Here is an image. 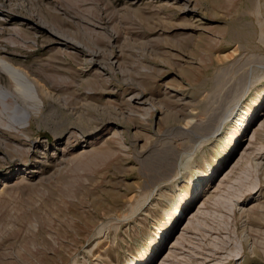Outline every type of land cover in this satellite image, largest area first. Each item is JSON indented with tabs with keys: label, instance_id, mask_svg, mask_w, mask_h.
<instances>
[{
	"label": "rangeland",
	"instance_id": "1",
	"mask_svg": "<svg viewBox=\"0 0 264 264\" xmlns=\"http://www.w3.org/2000/svg\"><path fill=\"white\" fill-rule=\"evenodd\" d=\"M0 88V264H264V0H0Z\"/></svg>",
	"mask_w": 264,
	"mask_h": 264
},
{
	"label": "bare ground",
	"instance_id": "2",
	"mask_svg": "<svg viewBox=\"0 0 264 264\" xmlns=\"http://www.w3.org/2000/svg\"><path fill=\"white\" fill-rule=\"evenodd\" d=\"M3 65L7 67V73L9 71L12 73V76L17 75L20 78V80L23 81L21 85L24 88L25 93L28 94V98L30 97V99L31 98L36 99L37 94H36L35 88L31 84V82L28 81L27 76H25L24 73H22L21 71L13 68L11 66H7L5 64H3ZM6 67H3V69H4L3 71H5ZM11 73H10V75H11ZM12 81H14V80H12ZM16 89H18V88H16ZM14 91L15 90L12 91L10 89H1L0 88V101H1L0 102V105H1V107H0V123H3L4 125H6L8 127H12L15 124H18L22 128H25L28 124V121L30 120V118L32 116L30 107L34 106V108H35L38 105L35 103H33L34 105H32L31 103L28 104V101L26 103L25 100L23 101L22 98H20L21 96L23 97L24 95L26 97V94H22L23 92H21V96H20V94H18L20 92H18L17 93L19 95L18 96V95H16V93H14ZM36 102H37V100H36ZM26 104H28V105H26ZM30 104H31V106H29ZM28 106H29V108H28ZM1 120H3L4 122H2ZM245 125H246V122L241 123L240 127H239V131H242L243 128H245ZM204 179H205V176H201L200 182ZM193 191H194V189H193ZM191 213H190L191 216H189L190 218L195 216V215H193V213L192 214ZM190 218H189L187 224H189ZM186 227H187V225H186Z\"/></svg>",
	"mask_w": 264,
	"mask_h": 264
}]
</instances>
